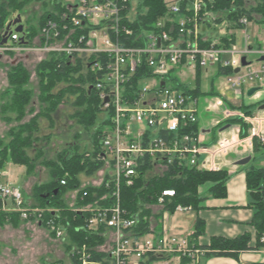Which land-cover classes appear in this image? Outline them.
Segmentation results:
<instances>
[{"label": "built area", "instance_id": "2783aa9c", "mask_svg": "<svg viewBox=\"0 0 264 264\" xmlns=\"http://www.w3.org/2000/svg\"><path fill=\"white\" fill-rule=\"evenodd\" d=\"M208 1L164 0L168 10L156 21V30H142L131 39L135 44L138 42L132 46L124 42L133 35L130 24L137 18L139 0H61L62 9L54 11L57 19H48L33 40L34 50L62 53L73 63L80 59L85 68L96 74L94 87L103 110L102 120L112 113L100 133L103 165L95 172L97 181L81 184V187L102 186L106 191L94 203L75 207L76 211L90 214L85 229L104 240L92 246L72 244L66 249L65 245L69 264H202L210 252L189 235H172L164 226L157 231L151 222L148 233L137 234L139 213L128 215L121 204V185L133 186L143 166L149 165L148 175H162L174 161L178 166L217 171L223 169L224 157L252 153L255 142L264 149L260 117L230 107L221 94L193 96L179 81L173 85L167 82L174 79L173 73L184 63L193 69L197 65L203 68L221 65L233 70L224 75V87L235 98L249 85L262 86L252 96L264 100V60L241 66L242 56L246 60L251 53L260 57L264 49L250 43L241 48L236 43L226 46L220 39L226 32L218 37L203 35L199 25L216 27V19L226 13L206 10ZM174 16L179 17L177 24ZM248 21L252 20L243 15L238 23L244 26ZM172 32L176 35H171ZM245 36L247 41L250 37L246 33ZM21 39L23 32L13 30L7 41L0 43V57L4 52L26 49L28 44H16ZM238 67L239 71L234 72ZM201 106L213 115H223V119L233 115L247 127L244 130L241 123H229L230 128L224 129L226 133L207 146L199 131L186 130L192 124L198 125ZM161 132L167 136H161ZM76 192L68 191L74 194L70 205L75 202ZM174 195L173 189H163L157 204L150 206L152 212L159 207L155 213H169L162 210L163 205ZM0 202L1 211L16 212L22 220H35L52 237L68 243L66 225L58 222L57 209L30 204L19 188L2 183ZM189 208L178 204L174 211ZM47 212L52 216L46 218Z\"/></svg>", "mask_w": 264, "mask_h": 264}, {"label": "trees", "instance_id": "16d2710c", "mask_svg": "<svg viewBox=\"0 0 264 264\" xmlns=\"http://www.w3.org/2000/svg\"><path fill=\"white\" fill-rule=\"evenodd\" d=\"M60 1L50 0L48 6L43 1L42 4L45 8L41 10L36 21L31 18L25 20L23 39L16 44H31L48 19H57L54 11L58 12L62 9ZM31 2L32 0H0V43L5 26L12 19V15L19 14L22 16L25 7ZM167 10L164 0H139L137 18L130 24L133 35L130 40H126L124 43L133 46L135 43L131 39L135 38L142 30L148 32L156 30V21L164 17ZM206 10L226 11L222 17L216 19V23L219 25L223 22L227 24V34L225 33L220 38L226 46L235 42V31L243 26L238 23V20L243 15L247 16L249 20L264 23V0H209ZM178 18V16H174V24H177ZM165 29L169 30L168 26H165ZM170 34L176 35L174 32ZM135 45H138V42ZM202 45H205V43ZM203 69L200 65L196 66L192 87L184 83H179L180 86L193 96L206 93L210 95L218 94L213 89L207 92L202 91L201 73ZM232 72L233 70L230 68L217 65L216 77L228 75ZM36 74L39 87L37 95L39 109L33 113L35 110V106L32 105L31 101L33 93L30 88L25 86L29 81V72L20 62L11 65L7 71L9 82L7 91H10V94H7L11 98L10 103L2 107L5 110L14 112L13 120L19 123L6 133L8 141L0 138V178L1 171L7 162L25 166L26 173L29 174L34 172L38 164L45 167L49 180L37 184L32 189L33 196L38 206L52 207L59 211L60 219L58 222L66 225L68 235V243L65 244L66 249L72 244L85 243L92 246L101 243L104 240L102 236L91 233L84 227L85 220L90 214L76 211L75 207L94 203L106 191L102 186L87 185L81 187L79 176L80 174L93 175L102 167L103 160L100 155L99 138L104 123L110 121L112 113L110 112L107 115L105 121L102 120L101 103L94 87L96 74L89 68H85L80 59L73 63L65 54L50 52L37 63ZM100 76V74H97V77ZM137 80L138 78H135V82ZM173 81L178 82L175 78ZM71 95L74 96L73 104L76 107L73 118L85 130L90 132L91 149L89 152L81 151L77 141L74 140L69 146L57 151L54 157H49L46 153L49 136H38V120L39 118H46L53 124V115L51 114L56 110L58 104L64 101L66 96ZM227 103L230 107L239 108L246 114L251 113L250 105L241 104L237 106L229 101ZM260 103H264V100H261ZM27 112L33 114L27 121H22ZM6 119L9 120L10 118L6 117ZM227 122L230 124L241 123L244 130L247 127L245 123L237 118H230ZM186 130L197 133V123L190 125ZM160 135L167 136V133L161 132ZM244 135L245 133L242 136ZM262 150L263 146L255 142L253 153ZM148 168L149 165L141 168L133 186L121 185L122 207L128 215L139 213L138 224L135 229L137 234L149 232V218L152 215L150 206L157 204V197L165 188L173 189L175 193L163 205L162 210L169 213H173L175 206L178 204L190 207L198 213L199 209L202 208L200 202L205 198L204 195L199 194L198 188L206 183L209 184L208 191L213 197H224L226 195L225 182L229 173L224 168L217 171L200 170L196 167L178 166L176 161L162 175H148ZM245 180L250 197L248 205L254 210L251 220V224L255 229L254 242L251 241L249 233H243L232 238L213 236L207 244H202L210 250L207 253L208 257H230L238 260L241 252L264 248V240L262 239L264 233V165L246 170ZM61 181H64V184ZM55 190L56 193H54ZM71 190L77 191L73 205L66 202L67 195H65ZM43 195L45 196L43 197ZM161 214L162 211L159 215ZM51 216V212L45 213L46 218ZM11 219L21 221L16 212L8 213L0 210V225ZM79 226L83 228L76 230ZM203 233L204 221L197 217L193 225V232L189 237L197 241ZM56 262L60 263V261Z\"/></svg>", "mask_w": 264, "mask_h": 264}, {"label": "rangeland", "instance_id": "374dc122", "mask_svg": "<svg viewBox=\"0 0 264 264\" xmlns=\"http://www.w3.org/2000/svg\"><path fill=\"white\" fill-rule=\"evenodd\" d=\"M43 1L48 6L50 0H32V2L25 7L22 16H20V23H22V25L27 18L36 21L41 10L45 8L42 4ZM12 16L13 19L16 17V14ZM199 27L202 34L207 36L214 35L218 37L223 32H226V22H223L221 25L218 24L216 27L211 25H199ZM245 33L250 37L247 41ZM235 36L236 39L234 43H236L239 48L243 47L245 43H250L255 48L264 49V23L258 22L257 20L248 21V23L242 26L241 29L235 31ZM34 46H36V42L32 41L31 44L25 47L26 49H15L4 52L0 57V138H3L5 141H8V136H6L8 130L19 123L18 121L13 120L15 115L14 112L5 110L4 107H2L3 105L10 103L11 97L7 94H10V91H7L9 89L7 71L10 69L11 65L16 62L22 63L29 72V81L25 86L30 88L33 93L31 100L32 105L35 106L33 113L37 112L39 109L37 102L39 87L36 65L47 54L34 50ZM248 58L255 59V56L249 55ZM214 67L215 66L204 67L203 72L201 73V84L203 89H209L210 76L207 71H213ZM216 74L213 79L214 84L223 83L225 80L224 77H216ZM173 77L180 83L192 86L195 78V69L184 63L178 68L176 74L173 73ZM167 82L170 85L175 83L173 80L169 79H167ZM218 89L222 96L230 102H235L232 98L233 95H231L232 92H226L230 90H225V88L222 87H219ZM73 101L74 96L71 95L66 96L64 101L58 104L56 110L51 114L53 115V124H51L46 118H39L38 120V136H49L46 145V153L49 157H54L57 151L69 146L74 140L77 141L78 147L81 151L89 152L91 149L90 132L85 130V128L79 125L73 118V114L76 110ZM101 112H103L102 108ZM32 114L27 112L22 121H27ZM101 115H103V113ZM202 115H205L204 111L199 113V117L201 118ZM6 117H9L10 119L7 120ZM30 154L33 155L32 153ZM263 160L264 154L260 153L250 159L249 162L242 165V167L245 170H248L251 167H259L262 166ZM2 172L7 173V175H3V181L8 180L10 183H4L1 180L0 183L3 185H11L19 189L20 185H22L23 189L27 192V194L24 195L25 201L28 200L30 204H36L32 189L37 184L49 180L47 170L40 164L36 165L34 172L29 174L26 173L25 166L7 162L1 173ZM95 174L90 176L80 174L79 179L81 184L97 181L98 177L97 174ZM65 195H67V193H65ZM210 195V192H208L205 196L209 197ZM66 198V202L72 204L74 194L68 193ZM157 208L159 207L153 208L151 217L154 215L156 212L154 210H157ZM152 222L155 223L154 220ZM158 222L163 223L160 219H158ZM65 244V240L52 237L44 226L37 227L35 220L21 219V221H17L11 219L0 225V264H47L58 260H60L62 264H69L67 253L65 251ZM211 257L213 256H206L203 258L202 264H208Z\"/></svg>", "mask_w": 264, "mask_h": 264}, {"label": "crops", "instance_id": "0c3cea01", "mask_svg": "<svg viewBox=\"0 0 264 264\" xmlns=\"http://www.w3.org/2000/svg\"><path fill=\"white\" fill-rule=\"evenodd\" d=\"M257 42V41H256ZM257 45V43H256ZM261 45V44H260ZM249 55L255 56V59L248 58ZM259 57L253 53L247 55L248 61H259ZM216 67V65H213ZM214 67V70H208L209 78V89H203L202 84L201 88L203 92H207L210 89L217 91L219 93V87H224L223 83L214 84V75L217 73V68ZM224 77V76H220ZM222 85V86H221ZM249 86V85H248ZM248 86H245V92L239 94V98H232L235 100L232 101L234 105H245L249 106L251 112L260 117V125L261 129L264 130V108H260L263 103H260L259 100L256 99V96H248L247 90ZM226 90V89H225ZM230 92L231 91H226ZM204 95H208L207 93ZM200 95V96H204ZM231 95H233L231 93ZM214 96V95H213ZM225 101H229L223 96ZM231 99V98H230ZM230 102V101H229ZM201 106V111L204 109ZM205 115H202L201 118L197 115L198 119V131L203 139V144L207 146L213 145L217 138L226 133V130L230 128L227 122L228 119L233 118L231 115L228 118L223 119V115L215 114L213 115L211 112L205 111ZM217 121H220L221 124H216ZM264 154V149L258 153H250L249 151L243 155H233L230 154L227 157H224L222 160L223 168L226 169L229 173V176L225 182L226 186V195L224 197H213L212 195L205 196L209 191L208 187L209 184L206 183L204 185L199 186L198 192L200 195H204L205 198L203 201L200 202V206L202 208L197 211L189 208L183 210H176L173 213H163L159 215V213H154V215L150 218L151 225L157 231L160 230L163 226L166 230L176 236H188L193 232V225L195 219L197 217L203 219L204 221V233L201 234L197 241L200 244H207L211 237L213 236H220L225 238H232L243 233H249L251 237V241L254 242L255 239V229L251 224V220L253 217L254 210L251 208L248 203L250 202V197L248 194V189L246 186L245 180V172L246 170L243 169L242 165H238L235 162L238 159L246 157L250 155L254 158L255 155ZM250 161V160H249ZM264 165V160L263 164ZM3 175H7V173H1L0 180L3 181ZM4 183H10V181L5 180ZM13 185V184H12ZM16 186V185H15ZM20 189L23 193V196L27 194L26 190L23 189V186L20 185ZM208 191V192H207ZM30 203L28 200H26ZM35 204V203H34ZM33 204V205H34ZM161 218L163 223H159L158 219ZM155 221L153 223L152 221ZM36 226H41L40 224L36 223ZM264 264V248L259 250H251V251H244L239 254L238 260H235L230 257H216L213 256L209 259L208 264Z\"/></svg>", "mask_w": 264, "mask_h": 264}, {"label": "water", "instance_id": "95a60500", "mask_svg": "<svg viewBox=\"0 0 264 264\" xmlns=\"http://www.w3.org/2000/svg\"><path fill=\"white\" fill-rule=\"evenodd\" d=\"M20 15H16L15 18L11 19L10 21H8V23L5 26V31L3 33V37L1 40V44L5 43L8 39V36L10 35V33L14 30L15 32H19L22 33L23 32V25L22 23H20ZM259 60H264V55L260 56L258 58ZM249 64V61L246 60L245 56L241 57V66H245ZM240 69V67L234 69V72H238ZM263 87L262 86H253L248 88L247 90V95L251 96L253 95L256 91L261 90ZM108 99L105 98V101H107ZM260 108H264V103L260 106ZM228 125H226L225 127H227ZM250 160V155L243 157L241 159H238L235 163L238 165H244L247 162H249ZM54 193H56V190L54 191ZM45 195H43L44 197Z\"/></svg>", "mask_w": 264, "mask_h": 264}]
</instances>
